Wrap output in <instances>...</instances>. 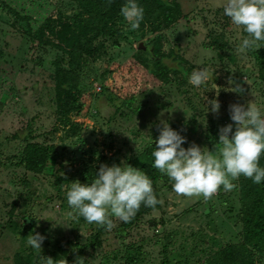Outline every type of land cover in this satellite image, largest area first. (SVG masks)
I'll return each instance as SVG.
<instances>
[{
	"label": "rangeland",
	"instance_id": "obj_1",
	"mask_svg": "<svg viewBox=\"0 0 264 264\" xmlns=\"http://www.w3.org/2000/svg\"><path fill=\"white\" fill-rule=\"evenodd\" d=\"M167 1L177 3L184 17L158 31L149 24L130 30L120 13L119 36L98 39L103 43L99 57L83 70L82 110L65 114L54 63L65 69L67 56L55 33L77 5L0 0V264H42L44 256L74 264L89 236L99 243L82 249L83 264H204L209 253L241 241L237 180L232 191L221 186L205 201L177 195L165 175L159 182L160 208L121 231L118 219L113 217L115 226L107 230L88 224L67 203L73 181L87 183L85 172L101 163L120 165L137 157L156 140L161 120L186 137L182 147L195 143L211 151L220 147L218 128L233 123L229 104L251 101L264 114V82L259 80L264 41L239 52L247 33L224 15L223 0ZM10 8L28 16L33 28L46 20L47 42L31 47L27 23ZM155 38L160 53L170 56L163 62L171 70L161 79L152 78L136 57L143 43L148 53L140 54L142 59L154 63ZM201 68L213 76L194 87L189 76ZM213 98L220 102L218 116L205 106ZM28 142L48 151L41 173L20 164ZM35 232L46 237L41 252L26 242ZM256 264H264V255H257Z\"/></svg>",
	"mask_w": 264,
	"mask_h": 264
},
{
	"label": "clouds",
	"instance_id": "obj_2",
	"mask_svg": "<svg viewBox=\"0 0 264 264\" xmlns=\"http://www.w3.org/2000/svg\"><path fill=\"white\" fill-rule=\"evenodd\" d=\"M231 23L241 28L247 36L242 39L238 51L245 53L264 41V0H223L220 5ZM120 13L130 30L139 28L144 9L137 0H126ZM213 73L207 69L193 70L189 83L199 87L211 79ZM238 93L244 91L238 85ZM210 105V109L208 108ZM207 112L219 114L218 99L207 100ZM228 113L233 123L218 128V149L205 148L187 142L186 137L172 129L167 121L157 126L158 136L153 142V167L166 175L172 182L173 191L186 198L203 197L205 201L218 193L221 186L232 191L233 181L241 176L259 184L264 181V167L259 161L264 154V114L255 103H231ZM68 206L88 224H96L111 230L115 225L113 217L129 222L140 209L141 204L155 208L157 200L152 181L139 168L121 162L120 165L101 163L95 178L89 183L73 181L66 191ZM71 214V213H70ZM46 239L39 232L28 235L27 245L41 252ZM42 264H68L63 260L45 257ZM74 264H83L77 258Z\"/></svg>",
	"mask_w": 264,
	"mask_h": 264
},
{
	"label": "trees",
	"instance_id": "obj_3",
	"mask_svg": "<svg viewBox=\"0 0 264 264\" xmlns=\"http://www.w3.org/2000/svg\"><path fill=\"white\" fill-rule=\"evenodd\" d=\"M71 1L77 5V10L69 22L60 26L62 30L55 33L57 38L65 44V47L62 49L67 56L65 69L61 67L60 63H54V79L58 84L57 86L62 90L60 93L61 108L65 114L71 111L79 113L82 110V104H80L82 92L79 83L83 70L88 60H95L99 57L98 55L103 48V43L102 41L97 42L98 39H112L119 36L120 29L116 21L120 15L121 6L126 2V0ZM137 3L144 9L143 20L140 22L141 28L149 24L158 31L162 26L169 27L184 17L180 6L167 0H137ZM10 11L27 23V34L31 47L47 42L44 41V36L46 28H50L46 20L40 23L37 28H33V26L29 25L30 18L28 16L19 15L15 9L10 8ZM114 43L115 45L117 44L116 42ZM152 46L154 48L150 55L154 59V63L141 57V55L144 56L148 53V50H139V54L136 57L138 58V63L152 78L161 79L171 70L163 62L165 58L170 56L169 54L164 55L160 53L159 38L153 40ZM259 76V80L264 82V64H262ZM153 142L147 145L137 157L128 160L126 164L139 168L150 178L154 194L159 203L155 208L146 207L144 204H141L140 209L129 222L119 220L118 231L131 227L142 216L160 208L159 182L163 180L165 175L153 167V157L151 156V152L155 147ZM47 158L48 151L43 146L28 142L21 151L20 164L27 171L38 174L44 170ZM101 160L105 161L108 158L102 157ZM110 162L105 163L110 165ZM259 164L260 167H264V154L261 155ZM97 170L98 168L86 171L83 179L87 183H90L95 178ZM237 191L239 197L237 215L241 224V241L228 244L216 252L209 253L203 261L204 264H256L257 255H264V181L256 184L251 179L241 176L237 180ZM87 241L77 251V257L83 254L82 249H87L99 243L96 236H89ZM26 264H28L27 261ZM162 264H168V260H164ZM176 264H179V262Z\"/></svg>",
	"mask_w": 264,
	"mask_h": 264
},
{
	"label": "water",
	"instance_id": "obj_4",
	"mask_svg": "<svg viewBox=\"0 0 264 264\" xmlns=\"http://www.w3.org/2000/svg\"><path fill=\"white\" fill-rule=\"evenodd\" d=\"M138 50H140V51H145L146 50V48L144 47L143 43L139 44Z\"/></svg>",
	"mask_w": 264,
	"mask_h": 264
},
{
	"label": "built area",
	"instance_id": "obj_5",
	"mask_svg": "<svg viewBox=\"0 0 264 264\" xmlns=\"http://www.w3.org/2000/svg\"><path fill=\"white\" fill-rule=\"evenodd\" d=\"M98 91H100V89L98 88Z\"/></svg>",
	"mask_w": 264,
	"mask_h": 264
}]
</instances>
